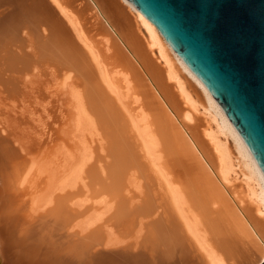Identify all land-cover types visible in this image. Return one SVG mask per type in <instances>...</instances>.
Returning <instances> with one entry per match:
<instances>
[{
	"label": "bare ground",
	"instance_id": "6f19581e",
	"mask_svg": "<svg viewBox=\"0 0 264 264\" xmlns=\"http://www.w3.org/2000/svg\"><path fill=\"white\" fill-rule=\"evenodd\" d=\"M0 264H264L256 161L128 0H0Z\"/></svg>",
	"mask_w": 264,
	"mask_h": 264
},
{
	"label": "water",
	"instance_id": "95a60500",
	"mask_svg": "<svg viewBox=\"0 0 264 264\" xmlns=\"http://www.w3.org/2000/svg\"><path fill=\"white\" fill-rule=\"evenodd\" d=\"M203 82L264 177V0H128Z\"/></svg>",
	"mask_w": 264,
	"mask_h": 264
},
{
	"label": "rangeland",
	"instance_id": "374dc122",
	"mask_svg": "<svg viewBox=\"0 0 264 264\" xmlns=\"http://www.w3.org/2000/svg\"><path fill=\"white\" fill-rule=\"evenodd\" d=\"M124 3V2H123Z\"/></svg>",
	"mask_w": 264,
	"mask_h": 264
}]
</instances>
